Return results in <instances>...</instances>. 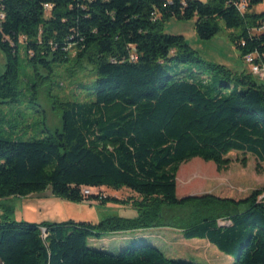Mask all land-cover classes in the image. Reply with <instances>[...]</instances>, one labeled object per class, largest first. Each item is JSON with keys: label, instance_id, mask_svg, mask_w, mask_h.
Returning a JSON list of instances; mask_svg holds the SVG:
<instances>
[{"label": "trees", "instance_id": "obj_1", "mask_svg": "<svg viewBox=\"0 0 264 264\" xmlns=\"http://www.w3.org/2000/svg\"><path fill=\"white\" fill-rule=\"evenodd\" d=\"M260 2L0 0V105L19 101L20 47L34 72V91L51 88L55 67L71 62L69 74L84 64L92 68L85 101L55 102L60 130L28 140L0 136V198L49 192L71 203L130 204L136 212L97 223L5 216L0 264H196L167 258L145 238L117 253L88 245L108 234L163 227L185 240H205L233 264H264V187L241 199L176 196L179 167L192 159L212 162L218 172L228 169L231 152L244 156L243 166L246 155L264 164V74L205 63L183 36L164 32L170 19H195L202 41L224 28L241 60L255 54L264 66V12L252 11ZM186 64L204 65L220 81L181 68ZM91 189H126L131 196ZM166 210L188 214L166 221Z\"/></svg>", "mask_w": 264, "mask_h": 264}, {"label": "rangeland", "instance_id": "obj_2", "mask_svg": "<svg viewBox=\"0 0 264 264\" xmlns=\"http://www.w3.org/2000/svg\"><path fill=\"white\" fill-rule=\"evenodd\" d=\"M252 11L255 13L264 12V0L253 7ZM194 22L195 19L189 21L170 19L164 25V32L170 35L183 36L186 43L197 52L205 63L224 65L237 72H249L248 65L240 59L238 51L229 41L230 31L221 28L211 40L202 41L198 39L195 33ZM18 58L21 94L17 104L0 105V117L5 118V122L0 125V136L28 140L60 130L61 113L56 108L55 102L57 100L85 101L88 98V91L84 88V84L91 80L92 68L88 64H84L82 71L69 74L71 62L58 68L55 67L50 79L51 88L44 85L43 87H35L36 91H34L31 87V83L36 82L34 72L27 65L21 47ZM4 64L5 58L0 52V73L3 72ZM181 68L202 73L210 83L215 84L220 81L218 76H214L212 72L205 69L204 65L186 64L182 65ZM39 72L44 74V72ZM12 125L15 127L14 129L10 128ZM27 127L29 128L28 131ZM24 132L26 133L24 134ZM227 157L231 162L228 169L222 172H218L212 162H203L198 158L180 165L176 174V196L182 198L212 194L217 197L241 199L248 196L253 190L264 187L263 163H259L250 155H246L243 166L241 164L244 157L242 154L231 152ZM90 191L94 194L115 196L120 199L131 196V193L126 189L118 192L108 189H91ZM186 214H188L187 211H164L166 221L173 215L181 217ZM5 216L8 217L5 218L7 221L35 224L68 220L97 223L107 217L134 218L136 212L127 208L124 210L103 207L98 202H66L51 196L49 192H45L26 198H0V220H5ZM146 234H143L141 238H145L149 243L159 248L167 258L191 261L196 264H233L232 257L219 253L214 246L205 240H185L178 231L172 228L152 229ZM127 237L129 238L125 243L117 239L116 244L103 240L89 242L88 245L92 249L117 253L135 238L129 234ZM207 244L209 248H207Z\"/></svg>", "mask_w": 264, "mask_h": 264}, {"label": "crops", "instance_id": "obj_3", "mask_svg": "<svg viewBox=\"0 0 264 264\" xmlns=\"http://www.w3.org/2000/svg\"><path fill=\"white\" fill-rule=\"evenodd\" d=\"M102 190V189H101ZM113 197H115V196H113ZM117 198V197H116ZM90 203V202H89ZM103 207H113V209H116V208H119V209H132L131 208V205L130 204H127V205H124V206H122V205H114V204H107V205H105V206H103ZM164 228V227H163ZM153 229H160V228H153ZM152 229H147V230H141V231H137V232H124V233H114V234H108L103 240H108V241H110V243H112V244H116L117 243V239H119V241H121L122 243H125V242H127L128 241V238L129 237H127V234H129V235H132V236H134L135 238H141V237H143V234H146L147 232H149V231H151ZM154 234V233H153ZM147 235V234H146ZM134 238V239H135ZM103 240H100V241H103ZM209 245L207 244V248H209L208 247ZM219 252V251H218ZM220 253V252H219ZM218 254V253H217ZM222 254V253H221ZM220 254V256H222ZM216 255V254H215ZM224 255V254H223ZM217 257V256H216ZM221 260V259H220Z\"/></svg>", "mask_w": 264, "mask_h": 264}, {"label": "built area", "instance_id": "obj_4", "mask_svg": "<svg viewBox=\"0 0 264 264\" xmlns=\"http://www.w3.org/2000/svg\"><path fill=\"white\" fill-rule=\"evenodd\" d=\"M51 7L49 5H45V10H49ZM244 9L243 4L240 5V10ZM4 16L0 14V20H3ZM243 62L248 65L249 72L256 76V77H262L264 74V66L258 62L259 58L255 54H247L243 57ZM85 194L88 193V191L84 192Z\"/></svg>", "mask_w": 264, "mask_h": 264}]
</instances>
